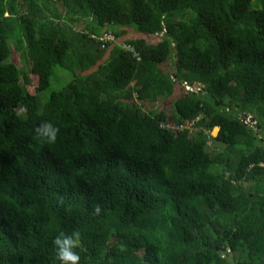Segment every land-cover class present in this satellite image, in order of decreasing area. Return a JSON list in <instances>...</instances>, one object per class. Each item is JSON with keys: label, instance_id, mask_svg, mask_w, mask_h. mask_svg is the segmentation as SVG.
<instances>
[{"label": "trees", "instance_id": "trees-1", "mask_svg": "<svg viewBox=\"0 0 264 264\" xmlns=\"http://www.w3.org/2000/svg\"><path fill=\"white\" fill-rule=\"evenodd\" d=\"M74 230L79 264H264V0H0V264Z\"/></svg>", "mask_w": 264, "mask_h": 264}, {"label": "clouds", "instance_id": "clouds-1", "mask_svg": "<svg viewBox=\"0 0 264 264\" xmlns=\"http://www.w3.org/2000/svg\"><path fill=\"white\" fill-rule=\"evenodd\" d=\"M38 137L44 139L46 143L54 144L59 133V129L52 123H43L36 129ZM100 206H96L94 212L96 215L100 214ZM80 232L73 231L71 236L61 233L53 241L56 249V258L61 264H79L80 256L73 251L74 248L79 247Z\"/></svg>", "mask_w": 264, "mask_h": 264}, {"label": "rangeland", "instance_id": "rangeland-1", "mask_svg": "<svg viewBox=\"0 0 264 264\" xmlns=\"http://www.w3.org/2000/svg\"><path fill=\"white\" fill-rule=\"evenodd\" d=\"M149 42L150 43H155L156 42V39H150L149 40ZM13 60L18 64V65H20V66H22V64H21V61H20V56H19V54H17V53H14V57H13ZM73 80V76L69 73L68 74V72H66L65 70H62V69H60V68H57L56 69V71H55V78L53 79V85H52V88L49 90V91H47V92H45L44 94H43V100L45 99H47L48 97H49V95L51 94V92H53V91H59V90H62L68 83H70L71 81ZM34 93H35V91H34V89H31ZM180 93H182V91H180ZM175 100H176V97L174 96V97H172V98H170V99H168V100H166V101H164V102H162V103H158V105L156 106V107H158L159 109L160 108H162V109H164V110H166V111H168V112H172L173 111V104H174V102H175ZM156 107H153V108H151V107H148L147 108V111H149L150 112V110H153L154 111V109L156 108ZM248 121H250V122H253V124H255L256 122H255V119H253L252 117H250V119L248 120ZM254 126V125H253ZM218 129V130H217ZM218 131V132H217ZM219 131H220V129L219 128H216L211 134H212V136L213 137H217L218 136V134H219Z\"/></svg>", "mask_w": 264, "mask_h": 264}, {"label": "built area", "instance_id": "built-area-1", "mask_svg": "<svg viewBox=\"0 0 264 264\" xmlns=\"http://www.w3.org/2000/svg\"><path fill=\"white\" fill-rule=\"evenodd\" d=\"M94 38L96 39L97 37L94 36ZM99 39H100L101 42H103L105 44L104 47L106 46L107 43H113V42L116 41V37L113 34H107L104 37L99 38ZM124 48L127 51L131 52V53H135V50L132 47L124 46ZM185 87H186V91L187 92H198V91H201L200 88L195 87L194 85L190 86L187 83H186ZM249 119H250V117H248L247 123H252L253 124V122L248 121ZM191 126H192V124L188 123L186 126H182L181 129L189 128ZM229 252H230V250H229Z\"/></svg>", "mask_w": 264, "mask_h": 264}, {"label": "bare ground", "instance_id": "bare-ground-1", "mask_svg": "<svg viewBox=\"0 0 264 264\" xmlns=\"http://www.w3.org/2000/svg\"><path fill=\"white\" fill-rule=\"evenodd\" d=\"M218 130V129H217ZM218 132V131H217Z\"/></svg>", "mask_w": 264, "mask_h": 264}]
</instances>
